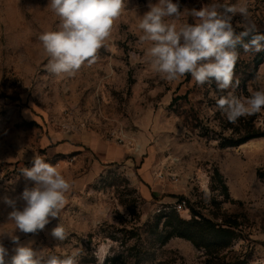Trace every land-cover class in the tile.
Here are the masks:
<instances>
[{
    "label": "rangeland",
    "instance_id": "1",
    "mask_svg": "<svg viewBox=\"0 0 264 264\" xmlns=\"http://www.w3.org/2000/svg\"><path fill=\"white\" fill-rule=\"evenodd\" d=\"M156 3L124 0L96 62L74 75L57 76L48 71L49 57L38 39L59 27L48 0H0V233L14 231L8 220L12 209L3 197H19L34 186L21 169L31 168L39 155L72 187L59 217L50 218L43 230H15L20 244L37 253L61 259L75 253L77 264H98L100 248L112 264H264V110L233 124L216 106L229 92L248 98L264 90V49L237 46L233 85L227 90L215 82L198 86L190 74L168 82L144 62L150 44L140 41L138 28L149 4ZM173 3L181 6L178 26L194 23L185 9L246 5L264 34V0ZM232 23L237 33L244 30L239 14ZM114 131L131 142L126 159L88 182L61 164L63 143L92 134L108 140ZM250 135L261 137L237 147L223 145ZM166 172L178 182L157 178ZM182 199L188 212L177 213L173 203ZM23 204L18 200L17 207ZM171 215L181 220L196 215L228 230L226 247L204 250L178 237L162 244ZM59 224L67 233L63 241L51 234ZM0 242L8 250L5 264H11L16 245L7 234Z\"/></svg>",
    "mask_w": 264,
    "mask_h": 264
},
{
    "label": "clouds",
    "instance_id": "2",
    "mask_svg": "<svg viewBox=\"0 0 264 264\" xmlns=\"http://www.w3.org/2000/svg\"><path fill=\"white\" fill-rule=\"evenodd\" d=\"M47 7L60 21L56 30H46L38 37L49 57L47 69L57 76H71L85 64L96 62L98 51L111 38L114 22L122 14L124 0H48ZM148 7L138 24L143 33L140 41L150 44L143 59L168 82L190 74L198 86L215 82L219 90H227L233 85L237 46L242 45L245 51L264 49V34H259L246 5L214 3L199 10L185 9L194 23L179 26L174 22L182 15L179 3L158 0ZM237 14L245 20L244 30L239 33L232 23ZM249 36L251 39L244 43ZM216 106L235 124L241 117L264 110V90L254 91L248 98L229 92L216 100ZM21 173L34 186L25 187L19 197H3V203L12 209L8 220L14 223L12 233H0V237L7 234L16 245L11 264H77L75 253L63 259L45 256L43 251L37 253L20 244L19 237L14 235L15 230L37 233L50 223V218L59 217L66 204V193L72 187L56 166L39 155L34 157L33 166L21 169ZM18 200L24 202L22 208L17 207ZM51 234L61 241L67 238L61 224ZM6 255L8 250L0 242V264H5ZM95 255L98 264H103L108 252L100 248Z\"/></svg>",
    "mask_w": 264,
    "mask_h": 264
},
{
    "label": "crops",
    "instance_id": "3",
    "mask_svg": "<svg viewBox=\"0 0 264 264\" xmlns=\"http://www.w3.org/2000/svg\"><path fill=\"white\" fill-rule=\"evenodd\" d=\"M60 149L61 164L77 172L84 182L95 178L107 166L117 164L129 156L125 146L93 134L83 136L77 143H63ZM69 159H72L71 163Z\"/></svg>",
    "mask_w": 264,
    "mask_h": 264
},
{
    "label": "trees",
    "instance_id": "4",
    "mask_svg": "<svg viewBox=\"0 0 264 264\" xmlns=\"http://www.w3.org/2000/svg\"><path fill=\"white\" fill-rule=\"evenodd\" d=\"M261 136L250 135L238 140L226 139L223 141V145L227 147H237L249 140L258 138ZM175 211V210H174ZM167 222H164V226L169 227V231L162 244H165L172 237H178L190 242L195 248H202L209 250L213 247L224 248L227 245L228 230L216 226L203 218H199L194 215L189 220H181L178 216H169ZM112 259L105 260L109 264H112ZM218 261V260H217ZM226 264H238V263H226Z\"/></svg>",
    "mask_w": 264,
    "mask_h": 264
},
{
    "label": "built area",
    "instance_id": "5",
    "mask_svg": "<svg viewBox=\"0 0 264 264\" xmlns=\"http://www.w3.org/2000/svg\"><path fill=\"white\" fill-rule=\"evenodd\" d=\"M108 140L111 142H114L118 145H121V146H127V145L129 146L131 144L130 140H128V138L120 131L119 132L118 131L112 132L110 134V139H108ZM68 162L71 163L72 159H69ZM157 178L160 180H163L166 178V180H168L172 183L178 182V177L175 176L171 172H166L164 174L158 173ZM173 207H174L175 212H177V213L188 212V209L186 208V201L184 199L174 202Z\"/></svg>",
    "mask_w": 264,
    "mask_h": 264
}]
</instances>
